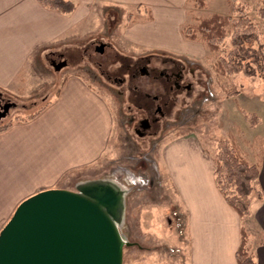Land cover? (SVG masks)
Here are the masks:
<instances>
[{
    "label": "rangeland",
    "instance_id": "374dc122",
    "mask_svg": "<svg viewBox=\"0 0 264 264\" xmlns=\"http://www.w3.org/2000/svg\"><path fill=\"white\" fill-rule=\"evenodd\" d=\"M185 1L183 25L193 14L233 11L226 0H207L205 8H194V0ZM236 1L245 12L235 11L234 16H250L264 41V18L259 11L264 1ZM136 16L140 18L133 24ZM145 16L146 11L139 6L105 7L102 17L94 14L86 20L87 34L74 35L71 43L39 52L32 69H26L18 82L23 86L21 91L0 90V99L15 104L0 118V124L40 109L59 89L65 75L75 71L84 74L108 97L114 110V133L108 153L65 178L71 181L69 188L102 179L123 190L118 227L130 243L124 246L122 264H187V253L182 254L179 245L182 238L186 239L185 219L176 209L175 193H170L159 172L161 150L170 140L191 135L202 138L211 150L221 139L230 138L246 151L258 153L264 143V69L254 76L242 72L219 75L214 67L216 56L201 42L182 37L181 28L163 36L158 32L153 42L142 44L135 36ZM131 24L134 40L130 42L125 33ZM163 41L171 45L169 50H165L168 46L162 45ZM99 44H103V51L97 50ZM53 59L57 63L64 59L67 64L57 69ZM139 64L150 73L135 72ZM171 68L182 70L180 88L164 83L163 75L154 78L156 70ZM155 94L166 96L159 99L163 114L154 113L159 120L141 136L136 127L148 115L141 105L152 103ZM255 197L260 196L253 191L250 201Z\"/></svg>",
    "mask_w": 264,
    "mask_h": 264
},
{
    "label": "crops",
    "instance_id": "0c3cea01",
    "mask_svg": "<svg viewBox=\"0 0 264 264\" xmlns=\"http://www.w3.org/2000/svg\"><path fill=\"white\" fill-rule=\"evenodd\" d=\"M75 1L76 8L63 13L39 0H0L1 91H21L18 82L26 69H32L39 52L71 43L74 35L87 34L86 20L94 14L102 17L105 7L139 6L146 15L149 10L151 18L136 29L135 38L142 44L153 42L158 32L163 36L182 28L186 21L185 0ZM132 27H126L125 33L130 42L134 40ZM161 44L168 46L165 50L171 47L165 41ZM114 123L108 97L75 71L64 76L35 117L13 119L0 131V230L23 199L47 188H69L71 181L66 177L108 153ZM241 149L251 162L259 164L256 186L262 192L252 200L250 214L244 219L216 184L215 147L211 150L202 138L188 135L170 140L161 150L159 172L170 193H175L176 209L185 219L186 239L179 245L182 254L187 253V264H238L242 226L257 264H264V143L256 154Z\"/></svg>",
    "mask_w": 264,
    "mask_h": 264
},
{
    "label": "water",
    "instance_id": "95a60500",
    "mask_svg": "<svg viewBox=\"0 0 264 264\" xmlns=\"http://www.w3.org/2000/svg\"><path fill=\"white\" fill-rule=\"evenodd\" d=\"M66 63L53 64L60 69ZM123 200V190L102 179L31 194L0 230V264H122L130 243L118 227Z\"/></svg>",
    "mask_w": 264,
    "mask_h": 264
},
{
    "label": "trees",
    "instance_id": "16d2710c",
    "mask_svg": "<svg viewBox=\"0 0 264 264\" xmlns=\"http://www.w3.org/2000/svg\"><path fill=\"white\" fill-rule=\"evenodd\" d=\"M44 6L63 13L72 12L77 3L75 0H39ZM232 7V13H210L206 16L191 15V20L181 28L185 39L204 44L211 55L216 56L215 70L219 75L242 72L254 76L258 70L264 69V41L262 31L246 13L235 17V11L245 12L236 0H226ZM194 8H205L207 0H194ZM260 15L264 18V6L260 8ZM138 17V18H137ZM136 16L132 22L138 21ZM151 18L148 10L144 19ZM227 40L229 48L226 47ZM257 44V45H256ZM43 106L28 116L18 117L27 120L35 117ZM13 120L0 124V131L7 129ZM215 181L227 202L244 219L250 213V195L256 191L260 169L259 164L251 162L234 139H221L215 153ZM238 264H257L255 254L248 245V233L242 226L241 242L237 249Z\"/></svg>",
    "mask_w": 264,
    "mask_h": 264
},
{
    "label": "flooded vegetation",
    "instance_id": "af4514ba",
    "mask_svg": "<svg viewBox=\"0 0 264 264\" xmlns=\"http://www.w3.org/2000/svg\"><path fill=\"white\" fill-rule=\"evenodd\" d=\"M63 60H61V61H63ZM147 60H149V59H147ZM52 62L53 63L54 62L57 63L54 59L52 60ZM139 65H141V66H137L135 72H137L139 70L141 73L142 72L143 73H147V74L150 73L148 71L147 67H144V64L143 65L139 64ZM160 75H163L164 83L165 82L166 83L167 82L168 83H173V86H175L177 88H180L182 86L181 82H180V80L183 77L181 69L178 68V70H176L175 68H171V69H168V70H163L161 72H157V70H156L155 74H154V78H158ZM186 86L189 87V85H186ZM141 98H142V96H141ZM162 98H166V96L163 95V94H162V96L158 95V94H155V95L152 96V103H150L148 101H145V103L143 105H141L142 107L145 108V110L148 111V115H146L145 117L140 119V121L138 123V126L136 127V132H138L139 135H141V136L145 135L146 132L152 127L153 123H156L159 120L158 117L153 116L154 113H158L159 112L160 114H163L162 106H161V103L159 102V99H162ZM0 102H1L0 110H4V106L7 103H10L9 100H6V101L4 100L3 101V99H0ZM11 103H12L11 106L15 105L13 102H11Z\"/></svg>",
    "mask_w": 264,
    "mask_h": 264
}]
</instances>
